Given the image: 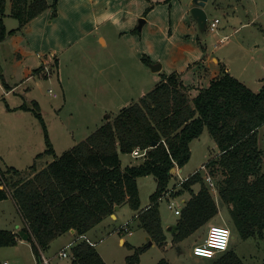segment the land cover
<instances>
[{
	"label": "trees",
	"instance_id": "trees-1",
	"mask_svg": "<svg viewBox=\"0 0 264 264\" xmlns=\"http://www.w3.org/2000/svg\"><path fill=\"white\" fill-rule=\"evenodd\" d=\"M6 2L0 0V43L49 7L53 6L56 14L58 4V0L51 5L47 0H11L10 15L20 25L7 30L3 21ZM143 59L150 61L146 56ZM55 62L57 66V59ZM32 103L24 102L17 108L33 112L42 125L46 149L37 158H52L41 169L35 161L29 166L31 173L14 166L1 170L0 201L15 200L27 222L23 231L29 235L38 264H46L43 253L59 235L72 229L77 235L86 234L110 217L116 206L128 204L139 210L138 179L147 175L156 178L157 188L136 219L157 245L164 246L168 235L162 223L160 200L174 177L172 168H182L191 159V142L206 128L220 150L206 166L217 177L216 190L231 215L234 230L242 239L264 240V160L259 148V128L264 124V80L260 91L255 92L223 71L191 98L177 72L163 74L138 102L126 105L114 120H107L60 155L40 104L35 100ZM153 142L156 145L152 147ZM137 147L148 148L147 157L141 163L123 167L121 154H130ZM196 184L200 185L198 191L194 189ZM185 192L192 196L172 225L174 243L196 233L219 213L215 196L199 170L174 195ZM18 237V233L0 229V246H14ZM148 246L137 247L125 264L138 263ZM97 249L85 240L74 241L71 264H107ZM156 264L170 262L163 257ZM210 264L246 263L229 247Z\"/></svg>",
	"mask_w": 264,
	"mask_h": 264
},
{
	"label": "rangeland",
	"instance_id": "rangeland-1",
	"mask_svg": "<svg viewBox=\"0 0 264 264\" xmlns=\"http://www.w3.org/2000/svg\"><path fill=\"white\" fill-rule=\"evenodd\" d=\"M49 1L51 3H48L51 5L56 0ZM59 1L63 0H58L56 14H54L55 8L49 7L48 12L45 13L50 11V14L39 15L26 31L27 38L30 40L32 37L33 41L30 40L32 46H28L26 38L19 33L14 38L16 40L13 43L14 47L9 44V39L0 43V171H7L8 167L14 166L20 171L31 173L29 166L33 165L35 161L39 169L48 163L45 162L46 160L52 158L49 156L37 158V155L46 149L42 125L33 112L16 109L22 103L33 105V100L38 101L56 153L60 155L94 132L107 120H114L122 108L138 102L143 91L149 92L162 79L160 74L152 71L150 64L162 62L163 57L171 52L166 37L174 32L170 20L171 10H169L172 0L170 2L161 0L163 2L160 4H157V0H100L95 8L97 12L103 14L106 8L111 12L122 8L121 16H126V12L133 14L129 22L114 25L110 20L102 19L95 24L91 19L90 21H79V26L76 25L78 21L70 18L66 12L65 16L60 14ZM230 4L233 7L240 5L239 0H230ZM6 5V14L3 16L4 24L7 30L16 29L20 24L17 18L10 15L11 0H7ZM232 6L226 5V8L218 12L221 20L219 26L221 29L228 27L230 41H236L238 35L242 37V34L250 40L262 38L264 31L260 23L264 25V15L261 12L259 13L260 20L257 17L252 27H246L241 33L234 35L235 27H238L242 21H248L249 18L244 11L242 12L240 9L235 11ZM136 12H143L144 16L141 17ZM188 15L194 19L190 10ZM214 15L213 11H209L208 19H213ZM253 16L254 13L250 15V17ZM140 17L152 20L144 24L141 30L138 29ZM50 20L53 21L50 22ZM195 25H197L199 37L194 39V43L200 44V40L205 42L207 39L213 47L217 39L216 32L209 29L203 32L198 23ZM219 30L217 31L219 32ZM100 35L105 36L107 46L100 41ZM20 36L25 42H19L18 45ZM192 36L195 35L192 34ZM175 37L180 42L187 39L188 34L179 33ZM194 45L198 48L197 44ZM17 46L23 56L28 55V58H21V61L19 58L17 61L14 55ZM61 47L64 50H60ZM53 48L57 49L63 62L60 68V82L64 86V89L62 87L61 89L64 90L65 95L61 92L60 83L56 80L55 63L51 62L50 64V75L41 66L31 70L37 65L30 67L29 73L25 71L33 62L37 64L31 54L36 55L37 52L49 54ZM92 53L95 54L92 55ZM16 55L19 56L18 53ZM183 55L185 54L183 53ZM144 56L149 57L150 61L146 63L143 59ZM261 58L255 62L251 60V66L247 71L248 86L255 92L260 91L262 87L258 78L264 76V66L262 65L264 56ZM256 62H260V65L257 66ZM237 67L239 68L238 63ZM13 75L16 77L14 78ZM3 80L9 84H15L14 92L6 93L8 90L5 88ZM263 80L261 79L262 82ZM49 88H52L58 96L55 97L53 92L50 93ZM215 141L207 128L199 139L192 141L191 159L182 167V172L179 167H175L176 170L172 171L174 177H172L168 188L174 187L178 191L181 187L179 184L181 178L188 177L199 170L218 203V215L212 223H207L196 233L179 243H174L170 238L172 233L169 227H172L179 218V215L175 213V208L183 207L192 195L185 192L176 196L173 193L175 206L172 209L168 206L167 198L161 199L160 210L164 226L166 225L164 229L167 232L168 240L162 247L157 244L147 247L140 254L139 262L136 264H156L163 257L168 259L170 264H210L213 258L196 256L193 253V248L204 240L211 224L227 225L231 228L233 234L230 248L235 250L246 264H264V240L242 239L239 236L240 234L233 228L231 215L216 190L217 177L210 172L208 167L201 169L202 164L208 163L219 155V148ZM259 142L264 160V124L259 128ZM122 156V162L126 165L138 164L144 160V157L135 158L131 153ZM262 171H264V161ZM205 175L212 177L215 187L206 180ZM10 176L12 175L7 174V177ZM138 181L141 205L145 206L150 202V195L157 188V181L153 175L141 177ZM199 189L200 185L198 184L197 191ZM135 213V210L133 211L128 204H124L123 209L118 213L119 220L111 221L114 224L102 228L100 233L95 235L97 248L102 251L109 264H125L127 257L132 255L137 247L148 244L143 236L144 231L139 229L138 222L133 221ZM113 214H116V211ZM110 217L113 218L112 220L116 219L115 216L111 215ZM127 221H130V231H133L131 228L133 223L132 227L135 229V233L123 235L132 246L121 245L118 241L120 236L118 231L124 227L121 225ZM121 222L123 223L120 225ZM21 224H23L22 216L11 198L0 204V228L17 230ZM78 236L76 234V240H80ZM64 240L61 239L58 244H55L56 247ZM28 247L25 245L20 248L0 246V264H3L4 260H8L10 264L22 263V260L29 257ZM71 262V257L53 260V264H70Z\"/></svg>",
	"mask_w": 264,
	"mask_h": 264
},
{
	"label": "crops",
	"instance_id": "crops-1",
	"mask_svg": "<svg viewBox=\"0 0 264 264\" xmlns=\"http://www.w3.org/2000/svg\"><path fill=\"white\" fill-rule=\"evenodd\" d=\"M47 1L49 3H51L49 0H47ZM99 1L100 0H63V1H59L60 14H64V16H65V12H66V14L70 18L74 19L75 21H78V24H76L77 26L80 25L79 21H81V22H82V20H85V21L89 20L90 21L91 19H92L93 23L96 24L102 20V18H101L102 14H100L99 11L97 12L95 10V8L98 6ZM150 1H152V0H150ZM157 2H158L157 4H160L163 1L157 0ZM239 3H240V5L233 7L232 4H230V0H207L204 8L207 11V13H209V11H213L215 13L214 18H219V15H218L219 10L226 8V5H228L229 7L232 6L235 11L239 10V9L242 10V12L244 11L249 19H248V21L240 22L238 27H235V29H234L235 30L234 35H235V34L241 33L246 27H252L253 24L255 23L257 17H258V20H260V18H259L260 12L264 15V0H243V1L239 0ZM191 7H192V0H172L170 2V6H169V10H171L170 11V20H171L172 27H174V32H173V34H168V36L166 37V41H167L168 45H170V47H171L170 48L171 52L169 55H166L165 57H163L162 62H160L161 65H163V66L161 67L160 71H156L155 73L160 74L162 77L163 74H170L173 72H177L180 75V78H181L182 82L184 83V85L187 86V91H188V94L191 98H194L202 88L210 86L209 84L211 83V81L214 78L220 76L223 73V71H227V72L231 73L232 75H234L235 77H237L238 79L243 81L248 86L249 81L247 78V71L251 66V63H252L251 60H253V62H255L256 60L258 61V59L260 60V58L264 56V35L262 38L259 37V40L258 39L250 40L247 36L242 34V37H239V35H238L236 41L231 42L230 41V33L227 32L228 27H226V29H221V27L219 26L218 29H220V30H219V32L218 31L216 32L217 39H216L213 47L209 44L207 39L205 42L200 40L199 41L200 44L194 43V39H196L198 36L197 29H196L197 25H195V24H197V21L195 19H191L188 15ZM48 10H45L43 13L48 12ZM105 10L107 11V8ZM121 10H122V8L121 9L118 8L117 11H114V13L119 14L118 19H119L120 23L129 22L131 15H133V14L130 12L129 13L126 12L127 15L123 17L120 15ZM77 11H79L78 14H77ZM252 13H254V16L250 17V15H252ZM46 14H50V11H49V13H45V15ZM136 14L137 15L140 14L139 16H141V17L144 16L143 12H136ZM141 17H140V19H141ZM36 18H38V16L35 17L34 19H32L27 25H25L21 31H17L14 34L7 35V37L5 38L4 41L9 39V42H10L9 44L13 46V43L16 42V40L14 38H16V35L19 33L20 35H22L23 37L26 38L27 45L32 46V44H31V41H33L31 39L32 37L30 38V40H31L30 41L26 36V31L28 30L29 26L31 25L32 22H34V20ZM52 21L53 20H50V22H52ZM151 21L152 20L150 18H148V20H145L144 24L149 23ZM263 22H264V18H263ZM220 23H221V21H220ZM260 24H261L262 30L264 31L263 23H260ZM179 33H187L188 38L183 39L180 42H178L176 40L175 35H177ZM192 34L195 36H192ZM23 37H21V36L19 37L18 45H19V42H25ZM222 37H228V38L224 43L217 44L219 39ZM99 39L103 45L107 46V41H106L105 36L100 35ZM4 41H2V42H4ZM194 44H197L196 46L198 48H196ZM252 44H253V47H252ZM61 49L64 50L62 47L60 48V50ZM16 53H18L19 56H17ZM183 53L185 55H183ZM39 54L42 57H40ZM94 54L95 53H92V55H94ZM14 55L16 56L17 61L19 58H20L19 59L20 61H21V58H28L27 57L28 55L23 56V54H22V52L18 46H17V49L14 51ZM31 57L37 61V64H35L34 62H33V64H30L28 66V68L25 70L28 73L31 70H34L35 68L42 66L44 63H49V64H51V62L56 63L55 59H57L58 63H57L56 72H55V74L57 75L56 80H57V82L60 83L59 84L60 90L63 93V95H65L64 94L65 92L63 90L64 86L60 82L61 81L60 68H61V66H62L61 64L63 62L60 59V54L58 53L57 49L53 48L49 54H46V53L42 54L40 52H37L36 55L31 54ZM237 63H238L239 68L237 67ZM258 64L260 65V62L257 63V66H259ZM34 65H37V66L34 67ZM262 65L264 66V63H262ZM30 67H34V68L29 70ZM13 77L15 78L16 76L13 75ZM4 79H6V78H4ZM258 79H259L258 82L262 83L261 85H263V82L261 81V79H264V76L262 78L259 77ZM6 80H5V84H6L5 88L8 90L6 93L9 94L10 92H14L13 90H14L15 84H9ZM61 87L63 89H61ZM146 93L147 92L143 91L140 98L143 95H145ZM199 138H197V139H199ZM197 139H195V140H197ZM219 152H220V150H219ZM122 155L123 154H121V156ZM122 157H121V161H122ZM49 161L50 160H46L45 162H49ZM128 165H133V164H127L126 165V164H123V162H122L123 167L128 166ZM44 166L45 165L41 166L39 169L43 168ZM182 170H183V168H180V172H182ZM138 183H139V181H138ZM197 185L194 186L196 191H197ZM8 199H10V198H8ZM8 199L0 201V204L5 203ZM11 199L14 202L18 212L20 213V215L22 216V219H23V224H21V226L19 228H17V230L9 229V230L19 234L18 242L16 245H14V247L20 248L22 245L29 246L28 247L29 248V257L27 259L22 260V263H16V264H38L37 258L33 252L32 244L29 241V238L25 239L23 235H20V232H24L23 229L26 228L27 222L25 221L22 213L20 212L15 200L13 198H11ZM149 203L146 204L145 206L141 205L140 209L147 207L149 205ZM122 209H123V205L119 206V210H116V214H112V216L116 217L115 220H112L113 219L112 217L105 218L101 223H99L93 229H91L89 232L86 233L87 237H89L91 240H93L97 243V241L95 240V235H98L100 233V231L102 230V228H106V226H109V224H114V222H111V221H118L119 220V214L118 213ZM139 210H135L136 213H135V216L133 218V221L135 223L138 222L136 219V215L138 213H140ZM215 218H213L208 223H212V221ZM122 223L123 222H121L120 225ZM162 223H163V227L165 228L166 225L164 226L163 217H162ZM101 224H103V225H101ZM132 224H131V228L133 229V234H134L135 229L132 227ZM211 225H213V224H211ZM0 229H3V228H0ZM139 229L141 231H144V233H143L144 239H146V241H148L149 235L147 234V231H145L143 228H140V227H139ZM69 235H72V236H69ZM170 238H172L171 235H170ZM61 239H65V240L62 241L61 243H59L58 247H56L55 244H58V242ZM74 241H76L75 229L74 230L72 229V230L65 232V233L59 235L58 237H56L51 242L48 250H46L43 253L44 262L46 264H53V260L55 258H60V259L63 258L61 256V252L64 250V248H66V245H68L69 243L74 242ZM118 241H119V244H121V245H126V244L131 245V243H129L126 240L123 233H120ZM155 245H156V243L154 242V244L151 246H155ZM151 246H148V247H151ZM97 247L98 246L96 244V248ZM97 250L99 251V253L103 257V259L106 261V263L109 264V262L106 260L102 251L100 249H97ZM69 253L71 254L70 250H69ZM66 258H68V257H66ZM5 261H7L8 264H10V262L8 260H4L3 264Z\"/></svg>",
	"mask_w": 264,
	"mask_h": 264
},
{
	"label": "built area",
	"instance_id": "built-area-1",
	"mask_svg": "<svg viewBox=\"0 0 264 264\" xmlns=\"http://www.w3.org/2000/svg\"><path fill=\"white\" fill-rule=\"evenodd\" d=\"M220 18H214V19H208L207 21V29L211 30L212 32H217L218 28H219V23H220ZM228 37H222L219 39L217 44H221L224 43L227 40ZM40 57H42L39 54ZM50 64L49 63H44L41 67L42 69H44V71L48 72V75H50ZM50 93L53 92L52 88L48 89ZM53 95L55 97L58 96V94L56 92H53ZM147 152H148V148H140L137 147L135 149H133V151L131 152V154L137 158V157H144V159L147 157ZM207 163L202 164L201 169H206L207 168ZM198 171V170H196ZM206 176V180L213 186L214 183L212 181V177L209 175H205ZM188 177H184L181 178L180 180V185L187 179ZM176 192V189L174 187L168 188V190L163 194L162 198H167L169 200V208H173L174 205V200L173 198L174 195L173 193ZM184 202V201H183ZM182 211V206H178L175 208V213L177 215H180ZM129 224L130 221L125 222L124 224H122L121 226H124L120 229V233H128V234H133V231L129 230ZM125 229V230H124ZM232 230L229 226L227 225H221V224H213L210 226L209 230H208V234L206 235V237L204 238V240L198 244H196L193 248V253L196 256L199 257H205V258H215L217 257L219 254L224 253L225 251H227L230 247V242L232 239ZM78 238H80V240H85L87 241L90 245L92 246H96V242L91 240L89 237H87L86 234H81L78 236ZM74 244V242L69 243L68 245H66V248H64V250L61 252V256L62 257H71V254L69 253V250L71 249L72 245ZM4 264H8L7 261L4 262Z\"/></svg>",
	"mask_w": 264,
	"mask_h": 264
},
{
	"label": "water",
	"instance_id": "water-1",
	"mask_svg": "<svg viewBox=\"0 0 264 264\" xmlns=\"http://www.w3.org/2000/svg\"><path fill=\"white\" fill-rule=\"evenodd\" d=\"M207 0H192V7L190 9V12L192 14V16L194 17V19L197 21L199 28L201 29V31H206L207 29V21H208V13L205 10V5H206ZM145 23V19L141 18L140 19V24H139V30H141L143 28V25ZM151 65V69L152 71L156 72V71H160L161 67L163 65H161V63L158 64H150ZM156 145V142L152 143V147ZM175 167L172 168V171H175ZM116 210H119V206H116L115 208ZM171 226L169 227V230H171ZM74 230V229H73ZM20 235H23L25 239L29 238L28 234H25L24 232H20ZM148 244L149 246L154 244V241L150 238V236H148Z\"/></svg>",
	"mask_w": 264,
	"mask_h": 264
},
{
	"label": "clouds",
	"instance_id": "clouds-1",
	"mask_svg": "<svg viewBox=\"0 0 264 264\" xmlns=\"http://www.w3.org/2000/svg\"><path fill=\"white\" fill-rule=\"evenodd\" d=\"M118 13H114L111 11H105L102 14V19L105 21H111L114 25H118L120 23L119 19H117Z\"/></svg>",
	"mask_w": 264,
	"mask_h": 264
}]
</instances>
